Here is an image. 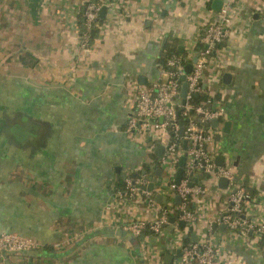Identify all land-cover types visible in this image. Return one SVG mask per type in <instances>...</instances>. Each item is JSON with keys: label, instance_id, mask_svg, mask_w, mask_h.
Wrapping results in <instances>:
<instances>
[{"label": "crops", "instance_id": "1", "mask_svg": "<svg viewBox=\"0 0 264 264\" xmlns=\"http://www.w3.org/2000/svg\"><path fill=\"white\" fill-rule=\"evenodd\" d=\"M87 1L0 0V122L8 110L38 114L49 135L24 148L0 136V234L51 248L2 256L0 264H177L180 235L214 246L218 264H264L262 237L226 228L228 191L202 173L192 177L202 190L191 199L196 242L175 222L159 235L133 237L121 223L150 221L168 201L115 196L118 179L144 176L155 194L164 175L159 138L125 132L135 87L154 82L167 51L186 52L226 7L229 38L204 75L224 112L209 122V151L255 190L246 211L264 222V0H98L104 19L82 53Z\"/></svg>", "mask_w": 264, "mask_h": 264}, {"label": "built area", "instance_id": "2", "mask_svg": "<svg viewBox=\"0 0 264 264\" xmlns=\"http://www.w3.org/2000/svg\"><path fill=\"white\" fill-rule=\"evenodd\" d=\"M264 6V5H263ZM100 5L92 1L85 2L82 13V31L79 38V50L82 53L92 49L94 40L91 38L92 29L98 20ZM229 22L228 9L222 7L215 19L199 35L193 43L186 47V56L172 55L160 65L157 79L147 86L135 87L134 105L125 127V132L130 136L149 137L156 136L161 141L163 152L159 166L163 171L162 182L155 194L146 191L147 180L144 176H132L124 180L125 190L116 191L118 199L129 198L138 200L144 197L146 204L153 206L154 196L160 195L167 199L168 205L160 209L150 221L128 220L121 223L124 231L138 238L148 229L153 235H159L161 230L169 225V219L174 222L182 221L186 227L193 225L196 220L195 211L187 208L188 197L191 199L201 194L200 187L189 186L196 173L207 176L209 183L216 186L220 178L227 180L228 207L221 222L232 232L243 236L259 238L264 235V222L255 220L247 214V206L254 199L242 187V183L227 165L218 166L215 156L209 151L215 130L209 127V122L219 120L224 112L221 105L212 100H206L199 105H192L194 95L202 92L205 81V72L208 68L212 54L217 45L224 44L229 38L226 25ZM201 44L203 48L196 50L195 46ZM195 58L191 72L185 76L187 93L184 104L176 100L180 94L181 81L184 67ZM204 87V86H203ZM211 105H214L211 108ZM181 109L177 115L176 107ZM179 117L187 120L186 125L178 123ZM183 128L182 136H179ZM187 147L183 149V142ZM185 156L182 178L175 184V175L181 157ZM178 197L180 203H173ZM155 206V205H154ZM181 256L177 264H218V253L210 243H189L184 245L182 237ZM43 244L39 241L15 233L0 234V257L13 256L23 253H32L41 250Z\"/></svg>", "mask_w": 264, "mask_h": 264}, {"label": "water", "instance_id": "3", "mask_svg": "<svg viewBox=\"0 0 264 264\" xmlns=\"http://www.w3.org/2000/svg\"><path fill=\"white\" fill-rule=\"evenodd\" d=\"M221 6V2L220 1H215L214 3V8L216 10H219ZM104 14H105V7H101V9L99 10L98 13V19H104ZM195 63V58H193L191 60L190 63H188L183 70V75L180 77V81H181V88H180V94L179 97L181 99L182 104H184V98L186 96L187 93V84L185 83L184 79L185 76L188 75L191 72L192 69V65ZM228 76H225V79H227ZM214 105H211V108ZM213 123H216V120H213ZM227 126V123L226 125ZM0 136H2L5 141L9 144V145H13L15 147H20V148H24L27 145H36L37 142H40L42 144H45L47 142V119H44V117L40 116L37 114V116H35L34 113L30 114L26 111H16L15 113H13L12 111L8 110L5 111V113L2 116V122H0ZM181 134L183 133V128H181L180 130ZM186 142L184 141L183 143V149H186L185 147ZM161 150H163V146L158 148V151L156 153L161 154ZM222 157H218L216 159L217 164L219 166L223 165L221 163ZM186 159L185 156L181 157L178 163V169L175 175V184H178L179 181L182 178V174H183V167L185 165ZM155 174L157 176H159L161 174V170L158 169ZM195 178L191 179V182L189 184V186H192V181H194ZM218 187L221 189H225L227 187V180L224 178H220L218 180ZM147 191H152L153 189V183L151 182L148 186H147ZM155 200L158 203H166V199L164 197H161L160 195H156L155 196ZM174 203L176 205H178L180 203V200L178 197H175L174 199ZM170 223H174V218H170L169 219ZM177 226L178 228H185L186 225L184 222L179 221L177 222ZM217 225L214 224L213 227L215 228ZM223 226H219V229H223ZM188 230L191 232L190 235H185V238H190L193 242H196V235L194 233H192L193 231V227L189 226ZM177 255L180 256L181 253L177 252ZM166 259H169V257H167ZM169 263V262H167Z\"/></svg>", "mask_w": 264, "mask_h": 264}, {"label": "trees", "instance_id": "4", "mask_svg": "<svg viewBox=\"0 0 264 264\" xmlns=\"http://www.w3.org/2000/svg\"><path fill=\"white\" fill-rule=\"evenodd\" d=\"M92 2H97L98 0H90ZM98 4V3H97ZM80 23H82V19H80ZM102 24V21L100 20H97L95 22V26L94 28L92 29V33H91V38L92 40H94V38L98 35V29L99 27L101 26ZM223 44L221 45H217L216 49L218 50L219 48H221ZM203 48V46L201 44H198L195 46V49L196 50H201ZM215 54V53H214ZM211 57H213V55ZM172 55H179V56H182V57H185L186 56V52H178L177 51V47H174L173 49H170L167 51L166 55H165V59L169 58L170 56ZM202 87V92L200 94H196L192 97L191 99V104L192 105H199L201 104L202 102H205L206 100H214V97L211 96L210 94V91H208V89L204 88L203 86ZM179 104H181V99L178 98L176 100ZM176 112H177V115L180 116L181 114V109L178 107H176ZM186 122L187 120L185 118H181L179 117L178 119V123L181 125V126H184L186 125ZM179 136H182L181 132L179 133ZM140 176V175H139ZM132 177V176H131ZM242 187L245 189V192L252 198H254V196L256 195V192L255 190H253L252 188H248L247 186H244L242 184ZM115 190L116 191H121L123 192L125 190V183H124V180L123 179H118L116 184H115ZM187 208L188 210L190 211H194V208L192 207V203H191V196L188 197V201H187ZM143 236H150V235H153L148 229H146L143 233H142ZM262 239L264 240V235H261ZM183 243L184 245H187L189 244V241L187 239H183ZM51 248L48 247L47 245H43V247L41 248V250L44 252L46 251L48 253V251L50 250Z\"/></svg>", "mask_w": 264, "mask_h": 264}, {"label": "rangeland", "instance_id": "5", "mask_svg": "<svg viewBox=\"0 0 264 264\" xmlns=\"http://www.w3.org/2000/svg\"><path fill=\"white\" fill-rule=\"evenodd\" d=\"M14 256H20V254L14 255Z\"/></svg>", "mask_w": 264, "mask_h": 264}]
</instances>
